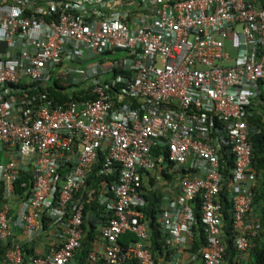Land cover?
<instances>
[{
    "label": "built area",
    "instance_id": "2783aa9c",
    "mask_svg": "<svg viewBox=\"0 0 264 264\" xmlns=\"http://www.w3.org/2000/svg\"><path fill=\"white\" fill-rule=\"evenodd\" d=\"M262 81L264 0H0L3 263L23 264L15 229L26 242L48 233L58 244L27 264H70L85 204L96 200L108 220L87 261L155 264L144 174L177 182V194L161 197L166 264L189 245L195 208L206 244L191 261L224 264L222 192L243 259L261 231L249 118ZM55 83L61 103L47 90ZM22 174L31 188L19 196ZM126 233L137 240L122 247Z\"/></svg>",
    "mask_w": 264,
    "mask_h": 264
},
{
    "label": "trees",
    "instance_id": "16d2710c",
    "mask_svg": "<svg viewBox=\"0 0 264 264\" xmlns=\"http://www.w3.org/2000/svg\"><path fill=\"white\" fill-rule=\"evenodd\" d=\"M264 81L258 84L259 97L258 102L261 103L254 108L252 116L249 118L250 124L258 129L259 133L254 134L250 138V144L252 147L253 155V169L255 172L256 180L261 183L260 188L257 189V182L252 188L253 194V212L255 207L259 204V223L261 226V231L259 232L256 239L252 241L251 247L249 248L246 256L243 259H238V256L232 246V238L230 233V220L228 216V209L230 203L227 199L225 192L220 194V202L222 206V214L224 217V242H225V258L224 264H264V92L261 90V86ZM56 83L50 85L47 88L50 96H52L57 103H61L67 100V95L56 91ZM263 111V112H262ZM156 152V151H155ZM110 181V180H106ZM31 183L28 175L22 174L18 181L14 185L15 195L28 194L30 192ZM146 199V205L142 212L145 215L146 222L149 230V240L148 244L150 250L154 257L155 264L157 263V258L161 257L163 259H168V252L166 251V245L164 237L160 231V225L155 217V211L153 206L157 202V195L153 192H147L144 196ZM5 201L4 189L0 185V205ZM195 213L197 217V224L192 228V238L189 241L188 248L186 251L195 254L198 253L200 249L205 247L206 239L205 233L202 225L199 221V210L195 208ZM108 220V215L105 214L104 207L99 205L96 200H91L86 202L84 212H83V232L84 236L81 241L80 248L77 250L79 255L77 257V264H91L87 261V254L90 252L94 245V241L98 237V227L103 225ZM43 228L46 230L47 226L43 223ZM137 240L136 236L131 233L123 234L119 237L118 243L122 247H127ZM24 254L23 264H27L28 259L31 257L29 250L22 247ZM3 253L2 250L0 251ZM34 255V254H33ZM247 257V258H246ZM3 259V256H2ZM122 264H138L135 258H128Z\"/></svg>",
    "mask_w": 264,
    "mask_h": 264
},
{
    "label": "crops",
    "instance_id": "0c3cea01",
    "mask_svg": "<svg viewBox=\"0 0 264 264\" xmlns=\"http://www.w3.org/2000/svg\"><path fill=\"white\" fill-rule=\"evenodd\" d=\"M261 103H259L257 99L252 102V104H251V116L254 112V108ZM150 177H154V178L156 177L157 178V174H154V176L151 174H149L148 176L146 174L143 175L144 188L147 190V187H150L148 191L153 192L154 194L157 195V202L153 206V209L155 211V217H156L157 221H159L160 212L163 209V207L161 205V197H162V195H167L168 191L173 195L177 194L178 190H177V188H174L175 186H177V182H175V180L171 179L172 183L170 182V184H168L167 182L154 184V182H150V180H151V179H149ZM158 186L160 187V190L157 191V188H159ZM14 199L16 201L13 200V202H11L9 206L11 209V214L15 216V214L17 213V207H18L19 202L16 198H14ZM146 205H148V202L146 203ZM254 218L259 221V219L256 216H254ZM12 236H13L14 240H16L17 242H19L21 244V247L25 246V249L30 251L31 256L35 253H44L45 250L48 251V249H49L48 246H50L54 243H56V245H58L57 242H55V240L51 234H50L49 239H46L43 237H41V239H39L40 237H36V239L33 242H26V239L20 234V232L18 230H15V229L12 230ZM36 240H38V241H36ZM186 248H188V246H186L184 248H180L175 252L176 261L179 264H196V262L191 261V259H190L191 253L187 252ZM1 250L4 253L5 243H0V251ZM3 253L1 254V252H0V264H4L3 259H2ZM78 255H79V252L76 251L73 258L70 260V264H77ZM85 264H86V262H85ZM156 264H166V260L161 258V257H158Z\"/></svg>",
    "mask_w": 264,
    "mask_h": 264
},
{
    "label": "rangeland",
    "instance_id": "374dc122",
    "mask_svg": "<svg viewBox=\"0 0 264 264\" xmlns=\"http://www.w3.org/2000/svg\"><path fill=\"white\" fill-rule=\"evenodd\" d=\"M238 31H239V29H238ZM227 51H228V53L231 55V57H235V56H236V54L238 53V51H237V49H236L235 46H234V41H233V42H232V41H229V42L227 43ZM262 86H263V87H262ZM262 86H261V87H262L261 90H263V92H264V84H263ZM263 102H264V101H263ZM262 112H263V111H262ZM256 182H257V184H256ZM256 182H255V184H256V186H257V189H259L261 183H258L259 180H256ZM158 187H159V186H158ZM158 190H160V187L157 188V191H158ZM13 200H15V199H14L13 196H12V198L10 197L8 203L10 204L11 202H13ZM15 201H16V200H15ZM254 211H255V212H253V215L256 216V217L259 219V217H258L259 204L255 207ZM46 232H47V231H46ZM38 237H40L39 239H41V237L46 238V239H49L50 235H49L48 233H46V234H44V235H40V236H38ZM39 239H38V240H39ZM38 240H36V241H38ZM246 258H247V257H246Z\"/></svg>",
    "mask_w": 264,
    "mask_h": 264
}]
</instances>
